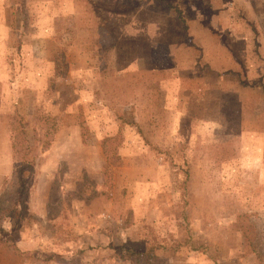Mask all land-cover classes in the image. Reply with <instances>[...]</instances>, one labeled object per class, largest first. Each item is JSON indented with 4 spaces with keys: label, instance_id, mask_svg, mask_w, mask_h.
<instances>
[{
    "label": "rangeland",
    "instance_id": "rangeland-1",
    "mask_svg": "<svg viewBox=\"0 0 264 264\" xmlns=\"http://www.w3.org/2000/svg\"><path fill=\"white\" fill-rule=\"evenodd\" d=\"M0 264H264V0H0Z\"/></svg>",
    "mask_w": 264,
    "mask_h": 264
}]
</instances>
